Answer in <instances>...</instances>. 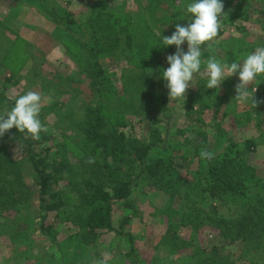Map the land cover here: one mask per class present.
I'll use <instances>...</instances> for the list:
<instances>
[{
    "label": "rangeland",
    "instance_id": "374dc122",
    "mask_svg": "<svg viewBox=\"0 0 264 264\" xmlns=\"http://www.w3.org/2000/svg\"><path fill=\"white\" fill-rule=\"evenodd\" d=\"M231 1L218 35L201 45V69L194 74L185 99H171L161 76L169 65L166 60L157 62L176 48L165 46L162 37H170L177 23H190L186 6L192 0H0V115L27 91L41 94L39 118L47 128L40 133L43 147L49 149L52 163L69 167L65 180L55 182V189L76 200L71 183L80 179L84 167L76 123L86 103L103 104L110 123L121 118L116 130L126 141L150 145L151 160L166 165L163 172L157 171V178L145 174L138 180L130 195L132 209L115 205L116 229L124 216L131 218L121 234L107 233L91 246H83L76 239V228L63 222L50 219L55 241L42 234L31 165L19 147L5 143L21 185L5 182L15 176L7 177L0 168V188L10 192L15 187L12 196L0 193V264H134L127 256L126 234L132 236L139 264H202L201 258L209 264H240L239 250L223 248L215 240L209 229V207L203 205L196 186L203 183L201 170L207 166L200 158L201 149L213 152L217 159L230 143L241 147L246 139L257 144L246 163L264 180V103L253 109L234 99L238 74L225 78L219 88L205 87L203 61L210 56L227 64L242 63L256 47L264 46V0ZM52 16L58 22L51 23ZM116 25L127 26L130 46L122 35L121 41L115 39ZM96 37L103 48L98 62L102 75L90 53ZM181 48L186 52L187 42ZM255 87L254 99L264 101V74L248 90ZM161 89L167 98L163 112L155 102ZM154 134L164 144L154 140ZM158 179L174 184L166 192L153 186ZM239 210L229 200L218 205V214L226 219L236 220ZM197 212V225L180 224L186 214ZM184 243L186 249H182ZM214 244L218 247L212 253ZM201 252L208 255L203 257ZM190 253L195 254L192 259L187 256Z\"/></svg>",
    "mask_w": 264,
    "mask_h": 264
},
{
    "label": "trees",
    "instance_id": "16d2710c",
    "mask_svg": "<svg viewBox=\"0 0 264 264\" xmlns=\"http://www.w3.org/2000/svg\"><path fill=\"white\" fill-rule=\"evenodd\" d=\"M222 2L223 11L229 12L228 5L232 1L222 0ZM52 17L55 19H49L51 23L58 20L56 16ZM116 26L115 39L121 41L122 35L126 45L130 46L132 36L127 26ZM99 45L101 42L96 37L90 53L93 54V66L99 70V75H102L104 71L98 62L102 58L99 54L103 52V48ZM165 60L161 57L157 63H165ZM155 102L163 112L167 107L164 89H161ZM96 105L95 107L87 103L81 105L83 115L76 123V128H79L81 133L77 145L83 162L81 165L84 167L79 172L80 179L71 183V192L74 193L76 199L74 201L71 200L69 194L65 195L54 187L56 181L65 180L64 176L69 173L68 165L64 162L52 163L49 159L50 151L43 147L41 139L33 140L29 134L19 132L16 128L0 136V168L6 176H15L13 181L6 178L4 181L11 186L21 185L17 167L5 151L6 143L19 147L31 165L37 187L39 229L51 241H55L56 237L54 225L50 219L63 222L69 228H76V239L83 246H91L100 236L107 233L121 234V229L129 223L131 218L124 216L119 228L116 229L112 220L115 205L122 204L123 208L132 209L130 195L138 180L145 174L148 178L155 179L158 177L157 171L163 172L166 166L162 160H151L150 145L143 147L137 145L135 140L126 141L125 135L116 130V127L122 125L121 118L117 120L114 116V122L110 123L105 118L103 104ZM13 106L14 104L10 102L9 110ZM155 122L158 121L155 120ZM167 126L166 121L164 128ZM153 138L164 144V140L160 139L157 134H154ZM256 148L257 144L253 139L244 140L241 147L230 143L217 159L213 158L210 161L203 159L207 165L205 170H201L205 176V182L196 183V186H199L198 195H201L203 205L209 207L208 221L212 225L209 229L216 235L215 240L223 244V248L239 250L240 264H264V180L258 170L250 167L245 160L247 156L255 152ZM132 154L134 156L131 157ZM89 158H94L95 163H87ZM109 159H111L110 163ZM169 165L171 166V162ZM162 183L168 187L159 186ZM173 184L171 181L158 179L153 186L167 192ZM14 188L11 187L9 192L1 187L0 193L7 197L12 196L10 194L15 193ZM227 200L240 207V214L236 220L226 219L218 214V205H222ZM195 217L199 218V212L186 214L183 222L181 218L180 224L197 225ZM125 238L130 245L127 256L134 264H139L132 236L126 234ZM176 239L181 240L178 236ZM183 245L182 249L188 247L185 243ZM216 247L218 245L214 244L211 248L212 253H215ZM194 255L190 253L187 256L192 259ZM206 255L208 253L203 255L201 252V256ZM221 260L227 261L226 258H221ZM200 262L209 264L203 258Z\"/></svg>",
    "mask_w": 264,
    "mask_h": 264
},
{
    "label": "clouds",
    "instance_id": "9594fccd",
    "mask_svg": "<svg viewBox=\"0 0 264 264\" xmlns=\"http://www.w3.org/2000/svg\"><path fill=\"white\" fill-rule=\"evenodd\" d=\"M222 0H192L186 6V12L191 15L190 23L175 26L171 36L162 37L165 46L175 45L176 51L166 57L169 67L162 70V78L167 82L168 96L171 99H185L186 90L189 88L194 74L200 72L202 65L201 45L213 40L222 28L221 17L227 15L224 11ZM187 42L185 52L181 45ZM205 75L206 88H219L227 77L238 74L239 82L235 85L234 99L241 105L250 104L254 109L260 103L254 99L256 87L248 90L258 75L264 74V46H258L247 54L242 63L221 62L215 56H210L206 61ZM192 85V84H191ZM42 107L40 93L29 90L20 95L10 111L0 115V136L12 128L19 132H26L33 140L40 139V133L47 128L42 124L39 115ZM200 158L212 160L214 153L201 149ZM87 163H95L94 158H89ZM99 264H104L100 261Z\"/></svg>",
    "mask_w": 264,
    "mask_h": 264
}]
</instances>
